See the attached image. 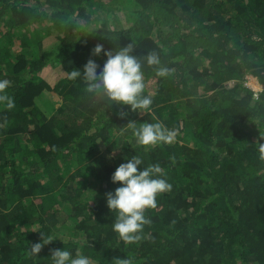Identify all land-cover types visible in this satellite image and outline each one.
Returning <instances> with one entry per match:
<instances>
[{
	"label": "trees",
	"instance_id": "obj_1",
	"mask_svg": "<svg viewBox=\"0 0 264 264\" xmlns=\"http://www.w3.org/2000/svg\"><path fill=\"white\" fill-rule=\"evenodd\" d=\"M112 16L118 25L103 22ZM54 30L59 48L46 55ZM97 44L132 45L147 112L68 78L90 59L103 66ZM151 52L160 65L146 63ZM248 75L264 85V0H0V79L15 103L0 105V264H52L63 248L91 264H264V90L255 96ZM45 94L54 102L42 105ZM129 121L175 138L140 145ZM133 155L140 169L159 164L171 188L126 243L106 193ZM40 233L57 238L34 255Z\"/></svg>",
	"mask_w": 264,
	"mask_h": 264
},
{
	"label": "clouds",
	"instance_id": "obj_2",
	"mask_svg": "<svg viewBox=\"0 0 264 264\" xmlns=\"http://www.w3.org/2000/svg\"><path fill=\"white\" fill-rule=\"evenodd\" d=\"M132 45L120 47L119 51L104 50L103 45L97 44L93 49L94 55H99L104 51L107 57L103 66L98 65L94 60H88L84 66V73L79 70H72L69 79L76 80L83 78L86 91L93 94L100 101H111L108 106L118 103L129 105L133 111L147 110L152 104V98L144 94L145 79L142 70L141 60L132 54ZM148 65H160V57L157 53L151 52L145 55ZM99 69V71H98ZM167 68L160 67L157 75L164 77L168 75ZM251 78L248 75L246 80ZM246 81V83H248ZM234 81L228 85L234 84ZM245 83V85H246ZM249 83L246 85L248 86ZM10 86V81L0 79V105L11 110L15 103L11 96L6 94V89ZM254 94L256 90L253 86H248ZM259 90L260 91H263ZM127 114V113H125ZM127 130H130L136 142L143 146L157 145L160 143H172L175 133L169 130L161 122H143L137 124L136 121L127 123ZM264 140V136H261ZM257 151L260 159H264V143L257 142ZM143 160L133 155L127 162L120 163L111 175L113 183L120 186L114 191L106 193V203L111 211L116 212L113 222V231L117 232L120 238L126 243L138 241L144 226L150 221L145 217L144 212L148 208L156 207V197L158 194L170 190L171 185L163 178L159 164L149 165L140 169ZM42 242L34 243L31 246V253L37 255L43 245L53 241L57 236H47L40 233ZM52 264H91L88 256L72 253L63 248L55 249L51 254ZM130 264V261L127 262Z\"/></svg>",
	"mask_w": 264,
	"mask_h": 264
},
{
	"label": "rangeland",
	"instance_id": "obj_3",
	"mask_svg": "<svg viewBox=\"0 0 264 264\" xmlns=\"http://www.w3.org/2000/svg\"><path fill=\"white\" fill-rule=\"evenodd\" d=\"M106 10V9H105ZM107 11H105L103 14H105ZM114 19L113 16L112 17H108V18H103V22L106 24V25H109V26H116L118 24H116L114 22ZM41 27V25H39V28ZM45 28L48 29V26H44ZM43 29V27H42ZM62 34V33H61ZM57 36V37H55ZM58 36L60 38V33L58 34L57 31H51L50 35H48L47 37H45L42 41V44L45 46V54L48 55V53L53 56V55H56V49L59 48V45L57 44V42L59 41L58 39ZM249 83L250 86H252L254 84L255 88H259V89H256V90H262L264 89V86L262 85H258L256 84L257 81L253 80V79H250L249 81H247ZM247 83V84H248ZM41 104L42 105H46V103H50V102H54L52 100V98H50L47 94L43 95V97L41 98ZM57 105V104H56ZM60 232L62 233L63 230H60Z\"/></svg>",
	"mask_w": 264,
	"mask_h": 264
},
{
	"label": "bare ground",
	"instance_id": "obj_4",
	"mask_svg": "<svg viewBox=\"0 0 264 264\" xmlns=\"http://www.w3.org/2000/svg\"><path fill=\"white\" fill-rule=\"evenodd\" d=\"M250 78L251 79H253V80H255V81H257V83L256 84H258V85H263V84H261L259 81H258V79L256 78V77H254V76H250ZM254 88H255V86H254V84L252 85ZM264 86V85H263ZM260 88V87H259ZM259 88H255V89H259Z\"/></svg>",
	"mask_w": 264,
	"mask_h": 264
},
{
	"label": "built area",
	"instance_id": "obj_5",
	"mask_svg": "<svg viewBox=\"0 0 264 264\" xmlns=\"http://www.w3.org/2000/svg\"><path fill=\"white\" fill-rule=\"evenodd\" d=\"M246 85H247V83H246ZM248 86H249V85H248ZM258 94H259V91H256L254 95H255V96H258Z\"/></svg>",
	"mask_w": 264,
	"mask_h": 264
}]
</instances>
